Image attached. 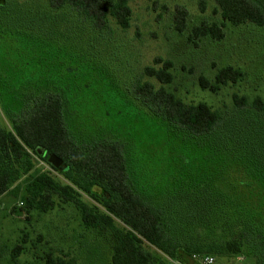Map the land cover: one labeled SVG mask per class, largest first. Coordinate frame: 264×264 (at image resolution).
<instances>
[{
	"label": "rangeland",
	"instance_id": "1",
	"mask_svg": "<svg viewBox=\"0 0 264 264\" xmlns=\"http://www.w3.org/2000/svg\"><path fill=\"white\" fill-rule=\"evenodd\" d=\"M128 6L130 27L121 30L110 21V33L102 37L75 15L53 12L48 0H0V125L12 130L11 117L21 112L27 98L35 94L38 81V87L45 86L40 79L45 71L58 70L46 85L53 84L59 75V81L64 78V62L59 63L58 58L65 61L66 49H70L77 60L75 76L65 79L63 85L46 87L69 99L64 116L75 140L116 143L128 161L129 183L142 202L143 197L153 205L178 202L182 186L189 181L200 188V195L218 206L217 211L225 213L228 225H237L239 217L245 218L246 224L260 219L262 232L264 191L254 192L250 185L256 182L255 172L244 164L247 154L238 151L233 141L229 143L227 136L243 127L247 133L240 138L250 142L251 149L263 139L264 27L250 23L238 27L227 22L221 25L214 0H129ZM175 7L187 13L183 33L176 32L172 23ZM201 22L219 26L223 38L198 37L189 43L191 29ZM26 35L30 42L25 40ZM157 58L173 65V79L163 86L165 90L186 107L204 104L218 113L221 122L227 117L221 131L203 140L189 141L182 131L170 134L160 119L143 111L134 87L144 82L156 89L161 86L143 76L146 67L159 68L153 64ZM226 66L241 71L236 84L221 86L216 93L199 87V77L213 82L217 70ZM234 96L244 99L240 108L233 102ZM36 172L67 183L59 172L37 158L33 169ZM210 178L223 181L218 194L206 182ZM230 183L236 187V195L230 194ZM248 185L254 193L248 192ZM19 186L18 192L0 197V264H46V257L75 259L78 264H111L114 238L110 231L87 229L79 212L57 198L45 212L27 208L23 203V179ZM81 199L93 203L84 194ZM240 209L256 213L236 214ZM263 240L264 237L258 242ZM16 247L20 254L10 261ZM227 263L259 261L243 249Z\"/></svg>",
	"mask_w": 264,
	"mask_h": 264
},
{
	"label": "trees",
	"instance_id": "2",
	"mask_svg": "<svg viewBox=\"0 0 264 264\" xmlns=\"http://www.w3.org/2000/svg\"><path fill=\"white\" fill-rule=\"evenodd\" d=\"M48 2L53 12L65 11L75 15L92 27L98 36L105 37L110 33V21L121 30L130 27L129 0ZM214 3L222 19L221 25L227 22L238 27L250 23L259 28L264 27V0H214ZM199 4L203 6L202 1ZM186 17L187 13L182 7H175L172 23L176 32L183 33ZM223 36L216 24L201 22L191 29L187 41L191 43L193 38L198 37L221 40ZM25 37L26 41H31L29 35ZM66 53L68 56L65 61L60 60L63 57L58 58L59 63L64 62V78L59 81V75L49 85H63L65 79L75 76V52L66 49ZM153 64L159 65V68L146 67L143 76L154 79L161 86L156 89L153 84L144 82L134 87V93L145 113L160 119L170 134L182 131V136L189 141L203 140L222 130L227 117L221 122L218 113L204 104L186 107L165 90L163 86L170 84L173 79L170 61L157 58ZM57 72L49 70L41 76L45 86L38 87V81L35 94L27 98L23 110L11 115V131L0 125V197L9 192H18L19 182L23 179L25 207L45 212L52 208L53 198L72 205L79 212L84 227L111 232L114 238L111 264H168L169 260L192 264V255H211L220 261L229 262L238 257L243 249L256 258L259 264H264V240L263 243L258 242L264 237L260 219L246 224L245 218L239 217L237 225L235 222L228 225L225 213L217 211L218 206L200 195V188L190 185L191 182L188 184L189 181L182 186L181 196H177L178 202L169 200L165 204L153 205L144 197L142 202L129 183L128 161L116 143H82L75 140L64 116L69 99L58 96L54 88L46 87L49 86L46 85L48 79ZM241 77V71L226 66L217 70L213 82L199 77L198 84L202 90L216 93L221 86L236 84ZM233 102L240 108L244 99L234 96ZM259 109H262L261 105ZM248 118L254 120L251 116ZM245 133L247 131L242 127L231 131L227 139L229 143L233 141L234 145H238V151L247 154L244 164L253 169V178L256 180L250 186L259 193L264 191V135L259 146L251 149L250 142L240 138ZM50 155L62 160L60 168L55 169L47 162ZM35 158L59 172L67 183L55 181L48 173H33ZM187 178L193 180L191 176ZM219 181L215 178L206 179L211 184V191L217 194L223 184V181ZM250 186H246L248 192L254 193ZM229 188L232 190L229 193L236 195L234 184L230 183ZM147 190L143 189V192ZM81 194L94 204L84 202ZM235 213L253 216L256 211L240 209ZM229 214L235 216L233 212ZM19 254L20 248L16 247L10 255V261H15ZM45 262L78 264L75 259L52 260L49 257H46Z\"/></svg>",
	"mask_w": 264,
	"mask_h": 264
},
{
	"label": "built area",
	"instance_id": "3",
	"mask_svg": "<svg viewBox=\"0 0 264 264\" xmlns=\"http://www.w3.org/2000/svg\"><path fill=\"white\" fill-rule=\"evenodd\" d=\"M191 261L192 264H229L225 261H220L219 259L211 255H192ZM168 264H182V263H179L174 260H169Z\"/></svg>",
	"mask_w": 264,
	"mask_h": 264
},
{
	"label": "water",
	"instance_id": "4",
	"mask_svg": "<svg viewBox=\"0 0 264 264\" xmlns=\"http://www.w3.org/2000/svg\"><path fill=\"white\" fill-rule=\"evenodd\" d=\"M47 162L55 169H58L62 166V160L56 157L55 155H50Z\"/></svg>",
	"mask_w": 264,
	"mask_h": 264
}]
</instances>
